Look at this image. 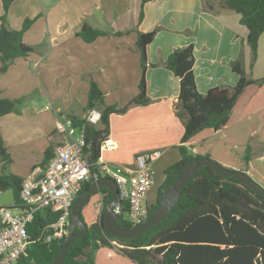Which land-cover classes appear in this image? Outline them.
Instances as JSON below:
<instances>
[{
	"label": "crops",
	"instance_id": "0c3cea01",
	"mask_svg": "<svg viewBox=\"0 0 264 264\" xmlns=\"http://www.w3.org/2000/svg\"><path fill=\"white\" fill-rule=\"evenodd\" d=\"M140 7L141 0H13L7 27L20 30L26 19L33 20L22 41L35 51L16 59L0 75V99L21 101L14 112L0 117V136L10 157L3 174L26 180L33 170L43 169L44 152L52 148L54 154L63 141L55 131L56 117L83 118L87 112L89 76L103 92L107 106L122 108L138 94L141 70L136 31L159 29L146 48L150 103L110 115L106 141L113 147L100 151L99 162L134 168L137 155L159 151L161 155L152 165L149 207L154 184H164L165 170L180 160L183 127L175 114L179 81L161 66L168 55L192 44L193 73L200 94L214 87L234 86L238 76L230 65L240 54L247 76L254 80L264 77V68L256 75L262 57L264 62V33L258 40L256 61L249 67L247 29L240 25L237 14L204 12L200 0H153L143 6L144 17L138 23ZM2 13L0 0V17ZM83 25L109 36L85 43L76 37ZM117 32L123 35H112ZM184 146L193 155H207L225 168L252 176L243 158L248 147L254 157L264 153V83L243 91L224 128L204 130ZM35 152L37 161L30 159ZM17 161L27 166L25 173L17 175L11 169ZM156 172L162 174L160 181L154 179ZM109 204H103L100 193L92 195L80 212L85 225L96 223Z\"/></svg>",
	"mask_w": 264,
	"mask_h": 264
},
{
	"label": "trees",
	"instance_id": "16d2710c",
	"mask_svg": "<svg viewBox=\"0 0 264 264\" xmlns=\"http://www.w3.org/2000/svg\"><path fill=\"white\" fill-rule=\"evenodd\" d=\"M153 0H141L138 23L143 20V6ZM2 16L0 17V75L19 58H27L35 48L24 44L23 34L29 29L33 20L26 19L20 30L7 27V14L13 0H1ZM204 12L217 14L226 10L239 16L240 25L247 29L246 45L250 50V66L257 58L258 40L264 33V0H200ZM159 29L148 33L135 32L137 35L135 50L139 55L140 80L138 94L124 107L116 108L104 104V94L89 76L85 111L96 109L100 112L97 126L85 123L81 117L70 116L74 126L84 135L83 154L97 171L100 158V146L109 135V117L112 114H123L131 107L146 106L150 103L147 96L145 72L148 67L146 48L153 41ZM190 35V31L184 32ZM122 36L123 33H113ZM107 32L83 25L76 37L85 43H93L99 37H107ZM194 56L192 44L174 49L162 67L170 71L179 81L178 102L175 105L176 117L183 127L181 146L178 150L180 160L165 170V181L158 191L156 201L148 208L146 219L158 207L162 197L161 190L168 188L175 179V173L199 158L209 156L193 155L184 145L204 130L214 132L224 128L229 122L234 105L243 91L251 86H261L264 77L254 80L247 76L242 55L231 63V70L238 76L234 86H219L200 94L195 85L193 73ZM20 100L0 99V117L15 111ZM251 149L248 147L244 162L250 160ZM53 149L44 152L40 168L53 157ZM10 157L0 136V194L11 192L15 208L21 207L20 191L24 182L13 174H3ZM92 182H85L77 197H81ZM103 204L111 201L106 188H100ZM76 199V200H77ZM120 212L123 217L116 222L117 227L129 229L128 207L122 201ZM103 213L96 223L86 226L82 238L74 239L62 264H93L94 254L101 248L113 249L112 242L120 247V256L132 264H264V198L236 179L224 177L213 169L202 166L180 191L179 199L171 212L156 226L143 235L124 240L111 236L103 226ZM57 215L49 211L38 213L28 226L31 239L36 238L43 228L54 222ZM145 219V220H146ZM80 220L83 222L80 214ZM78 233V230H75ZM64 239L43 243L41 240L28 246L26 253L18 264H51L57 257ZM84 259V260H82Z\"/></svg>",
	"mask_w": 264,
	"mask_h": 264
},
{
	"label": "built area",
	"instance_id": "2783aa9c",
	"mask_svg": "<svg viewBox=\"0 0 264 264\" xmlns=\"http://www.w3.org/2000/svg\"><path fill=\"white\" fill-rule=\"evenodd\" d=\"M82 119L97 126L100 112L89 110ZM55 131L63 141L44 168L33 170L24 180L20 191L21 207L0 205V264H18L28 246L39 240L50 243L64 239L70 227L72 206L85 182L95 183L101 178L113 180L121 202L127 204L129 222L138 225L146 219L147 194L153 184L152 165L160 157L159 151L137 155L134 168L112 166L98 160L97 171L92 172L83 154V132L74 126L72 119L56 117ZM112 147L104 141L100 151ZM45 211L56 214V220L31 239L28 226L36 214Z\"/></svg>",
	"mask_w": 264,
	"mask_h": 264
},
{
	"label": "water",
	"instance_id": "95a60500",
	"mask_svg": "<svg viewBox=\"0 0 264 264\" xmlns=\"http://www.w3.org/2000/svg\"><path fill=\"white\" fill-rule=\"evenodd\" d=\"M202 166L209 167L224 177L238 180L264 198V189L244 172L227 169L210 158H199L177 171L175 173L174 181L168 188L165 186L162 188V197L160 199L159 205L149 218L132 228L121 229L116 225V222L123 217V214L120 212V209L122 208V202L119 198L117 186L113 180L109 178H101L97 182L93 183L90 189H88L74 202L71 209L68 234L64 238L57 257L51 264H62L67 256V251L71 242L74 239H79L84 236L86 232V225L80 220V212L88 202L89 198L92 195L98 193L100 188H106L111 196V202L109 205H107L103 213L104 229L113 237L130 240L143 235L152 227L163 221V219L176 205L181 189L193 177L197 169ZM14 204L15 201L11 192L0 195V205L12 207ZM76 229L78 230V233H75Z\"/></svg>",
	"mask_w": 264,
	"mask_h": 264
},
{
	"label": "rangeland",
	"instance_id": "374dc122",
	"mask_svg": "<svg viewBox=\"0 0 264 264\" xmlns=\"http://www.w3.org/2000/svg\"><path fill=\"white\" fill-rule=\"evenodd\" d=\"M52 3H55V0H51ZM251 55V54H250ZM250 62H251V58H250ZM251 67V66H249ZM248 67V69H249ZM244 68V67H243ZM258 69H256V75L258 72L263 71L262 69L264 68V62H263V57H262V61L259 64V67H257ZM250 70V69H249ZM37 151V150H35ZM264 151V150H263ZM253 150L250 152V154H252ZM264 153L262 154V156L260 155H256L255 157L253 155H250V160L248 161L247 165L251 168V175L249 176L254 182H256L258 185H260L263 189H264ZM37 152H35V154L33 156L30 157V159H35L34 161H37ZM244 161V158H243ZM245 163V162H244ZM251 163V164H250ZM246 164V163H245ZM254 168V170H253ZM7 169V166L6 168ZM11 169L13 171H15V173H17V175H20L18 173H25V170L27 169V166H25L24 164H21V162L17 161L12 167ZM228 169V168H227ZM237 171V170H235ZM0 173H1V165H0ZM2 173H6V170H3ZM162 174L161 173H157L154 174V179H161ZM162 182H156L150 192V194L148 195L149 197V203L152 205L155 201V198L158 194V191L161 189L162 185L160 184ZM13 213H17V211L12 210ZM113 244V249H110L111 251H115L116 254L119 255L118 253V248L120 247L117 243L112 242ZM100 250H106L105 252H101V254H97L98 251ZM95 254L93 259V264H131V262L129 260H127L126 258L124 259L122 256H116L115 253H112L109 251V248H101L99 249ZM99 255V259L97 260V256ZM123 258V259H122ZM84 260V259H82ZM98 261V263H97Z\"/></svg>",
	"mask_w": 264,
	"mask_h": 264
}]
</instances>
